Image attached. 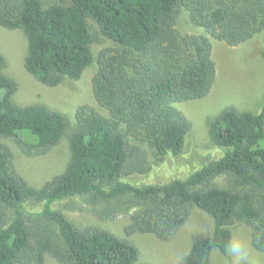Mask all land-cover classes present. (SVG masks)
<instances>
[{"label": "trees", "instance_id": "16d2710c", "mask_svg": "<svg viewBox=\"0 0 264 264\" xmlns=\"http://www.w3.org/2000/svg\"><path fill=\"white\" fill-rule=\"evenodd\" d=\"M182 9L205 34L178 31ZM88 20L116 47L95 57ZM0 26L24 32V67L45 86L80 79L96 63L92 91L100 107L79 109L67 168L41 188L17 173L10 147L0 142V264H45L47 256L60 264H136L140 250L133 241L78 227L55 207L78 197L99 206L104 220L128 215V235L164 242L193 209L202 210L213 229L193 236L180 264H212L216 249L234 264L228 249L236 221L251 228L252 246L264 253V105L258 113L229 109L214 119L209 136L222 155L186 179L130 180L150 170L151 155L163 160L182 153L192 125L176 104L212 91L217 65L210 38L235 47L262 32L264 0H0ZM3 65L0 54V70ZM16 90L0 72V138H13L28 155L59 146L64 116L42 104L16 105ZM22 132L31 141L21 140ZM219 177L226 186H218Z\"/></svg>", "mask_w": 264, "mask_h": 264}, {"label": "rangeland", "instance_id": "374dc122", "mask_svg": "<svg viewBox=\"0 0 264 264\" xmlns=\"http://www.w3.org/2000/svg\"><path fill=\"white\" fill-rule=\"evenodd\" d=\"M58 1V0H57ZM95 36L92 50L95 57L105 49L116 44L105 38L96 23L88 20ZM177 29L181 34L202 35L205 31L194 26L189 13L182 9L178 15ZM213 44V57L217 65V78L210 94L200 100L177 103L176 107L191 122V130L186 136L185 145L179 156L168 155L156 160L151 154L150 170L146 174L131 176L136 185L165 184L175 179H186L222 153L214 146L209 136L211 122L229 109L258 113L264 105V30L247 42L231 47L222 41L210 38ZM0 54L4 65L0 72L14 80L17 90L12 100L18 106L42 104L60 112L67 124L66 134L59 146L38 155H28L13 138H0L13 153V166L26 182L35 188L43 187L55 176L65 172L69 159V135L77 123L79 109L100 110L92 91V79L97 64H91L80 79L66 78L57 87H48L38 82L24 67L27 54V38L22 30H9L0 26ZM4 91L0 92V98ZM23 141L31 137L22 132L18 134ZM143 149L148 150L146 144ZM151 153V152H150ZM218 186H226L222 177L216 179ZM78 227H99L112 231L123 239L133 241L140 250L136 264H180L189 252L193 236L210 233L212 219L200 209H193L188 221L170 242H164L150 234L134 233L128 235L126 228L130 223L128 215L104 220L99 215V206L89 204L85 198L68 199L55 205ZM233 239L228 255L234 264H264V253L252 246V230L241 221L232 226ZM212 264H230L219 250L211 253ZM45 264H60L50 256Z\"/></svg>", "mask_w": 264, "mask_h": 264}]
</instances>
